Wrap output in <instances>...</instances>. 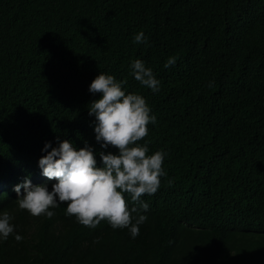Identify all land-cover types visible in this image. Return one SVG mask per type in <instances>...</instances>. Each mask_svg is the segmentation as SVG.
Instances as JSON below:
<instances>
[{
	"label": "trees",
	"instance_id": "obj_1",
	"mask_svg": "<svg viewBox=\"0 0 264 264\" xmlns=\"http://www.w3.org/2000/svg\"><path fill=\"white\" fill-rule=\"evenodd\" d=\"M141 31L147 43H134ZM137 59L159 91L134 79ZM101 72L145 98L156 122L140 143L166 153L135 238L85 227L66 204L34 217L13 190L56 183L39 168L46 143L87 142L98 166L117 152L89 115ZM3 211L15 230L0 264H264V0H0Z\"/></svg>",
	"mask_w": 264,
	"mask_h": 264
},
{
	"label": "clouds",
	"instance_id": "obj_2",
	"mask_svg": "<svg viewBox=\"0 0 264 264\" xmlns=\"http://www.w3.org/2000/svg\"><path fill=\"white\" fill-rule=\"evenodd\" d=\"M133 42L147 43L144 32L136 34ZM174 63L175 58H170L165 67ZM131 68L134 79L142 86L159 91L160 81L142 60L133 61ZM126 83L101 72L89 87L91 93L99 94L89 105V115L95 116V139L101 148L111 146L117 152L101 151L102 165L98 166L87 142L79 149L69 140L55 148L46 143L43 151L47 154L38 164L42 175L56 183L51 190L47 184L32 185L27 179L16 185L13 190L19 209L34 217L52 218L55 212L50 209L66 204L65 215L74 216L85 227L95 229L106 221L113 229H128L133 238L139 235V226L147 220L140 212L149 208L142 197L158 191L161 177L166 175V153L158 150L149 154L148 143H140L149 135L148 125L154 124L156 117L142 95L126 92ZM12 220L8 211L0 212V239L7 240L14 233ZM15 239L19 242L23 237L16 235Z\"/></svg>",
	"mask_w": 264,
	"mask_h": 264
}]
</instances>
